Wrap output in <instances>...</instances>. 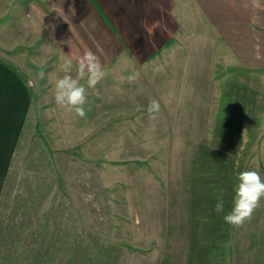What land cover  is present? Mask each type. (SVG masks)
<instances>
[{"label": "rangeland", "instance_id": "rangeland-1", "mask_svg": "<svg viewBox=\"0 0 264 264\" xmlns=\"http://www.w3.org/2000/svg\"><path fill=\"white\" fill-rule=\"evenodd\" d=\"M21 2L0 0V59L24 72L38 103L49 98L53 107L65 57L39 26H29L26 10L10 8ZM186 7L183 30L204 32L201 12ZM18 11L22 27L11 16ZM20 28L23 36H15ZM200 45L203 56L192 57L187 48L172 60L124 66L122 74L117 67L105 70L88 90L86 117L71 120L68 135L62 136L61 121L38 122L53 151L47 148V168L34 153L9 171L0 207V264H264V199L242 227L223 220L238 173L254 169L264 177V72L215 57L212 74L205 41ZM152 99L160 102L155 119L147 112ZM45 182L53 184L52 194L49 189L46 200L32 204L28 199ZM218 200L222 213L215 211ZM46 223L55 227L44 239L35 232ZM72 241L82 243L73 247ZM67 243L69 255L63 253Z\"/></svg>", "mask_w": 264, "mask_h": 264}, {"label": "crops", "instance_id": "crops-1", "mask_svg": "<svg viewBox=\"0 0 264 264\" xmlns=\"http://www.w3.org/2000/svg\"><path fill=\"white\" fill-rule=\"evenodd\" d=\"M24 1L19 3L20 5L13 3L14 7L10 6V8H14V11L26 10L25 17L29 26L33 28L39 26L46 36L56 42L57 47L63 52L62 57L73 61L74 71L77 58L89 49L100 56L104 70L117 67L115 69L122 74L124 66H143L167 56L171 58L169 60H172L179 57L183 49L187 48L192 57H199L202 54L198 50L203 47L200 42L203 44L205 41L206 57L213 60L210 73L213 74L214 66L218 63L214 62L215 57H222V60L228 64L231 60L244 71L264 72V0ZM1 3L5 7V2ZM186 5L196 12L193 15L201 12L206 23L204 32L194 34L191 30H183L182 19L188 16ZM11 16L14 24L22 27L25 17L21 16L19 11ZM191 19L198 23L194 16L190 17ZM49 25H55L54 31ZM29 26L27 32L31 30ZM14 33L15 36H23L21 28ZM34 88L22 70L0 59V207H2V201L7 199L8 174L13 165L14 169L21 168L22 160L27 158V154H30V160H32L34 153H41L40 164L45 168L48 167L47 148H50V151H53V148L47 136L44 137V132L38 128V122L46 120L50 123L55 121L59 123L61 121L60 127L64 136L68 135L70 121L78 120L74 113L61 111L54 105L55 103L53 107H56L57 111H53L52 105H49V98L44 100L46 103L43 101L38 103V93ZM181 89L183 85L179 87V90ZM53 113L57 116L56 119ZM64 122H66L65 125ZM35 129L39 138L35 134ZM32 137H35L33 141ZM41 139L45 146L41 144ZM36 141L38 144L35 145ZM41 145L45 147L43 150ZM17 153L25 154L17 157ZM14 161L16 163H13ZM48 161L50 166L52 156ZM49 168L52 174L51 166ZM15 175L19 176L17 170ZM50 181L52 180L48 182ZM48 182L40 185L39 195L30 196L28 200L32 204L39 205L37 201L46 200L52 194L53 184ZM49 189V196H45ZM17 195L20 194L15 193L12 200L16 201ZM32 207L36 209L35 206ZM38 227L39 230L35 233L38 232L41 238L46 239L47 232L54 231L50 229L55 226L52 223H46ZM61 232L70 231L66 229ZM41 241L43 244H48L47 240ZM1 243L6 245L5 242ZM72 243L73 247H78L82 242L72 241ZM69 244H65L63 250V253L67 255L70 253ZM73 252L72 254L75 255ZM15 255L20 258V253ZM16 256L13 257L14 260Z\"/></svg>", "mask_w": 264, "mask_h": 264}, {"label": "clouds", "instance_id": "clouds-1", "mask_svg": "<svg viewBox=\"0 0 264 264\" xmlns=\"http://www.w3.org/2000/svg\"><path fill=\"white\" fill-rule=\"evenodd\" d=\"M54 31L55 25H49ZM101 51V49H98ZM76 77L71 75L73 61L66 59L60 65V71L65 73L54 81L53 98L57 108L68 113H74L77 117H86L85 105L88 102V90L96 89L97 85L104 79L106 72L102 65L100 56L92 50H86L76 60ZM39 78L43 79L45 73L41 70ZM139 73L129 77V80L138 78ZM85 80V84L80 81ZM160 111V102L152 99L148 105L147 112L151 119H155ZM237 185L234 187L233 206L231 211L223 216L226 224L232 227H242L252 219L255 210L264 199V177L256 170L240 171L237 175ZM217 213L224 212V203L218 200L215 204Z\"/></svg>", "mask_w": 264, "mask_h": 264}]
</instances>
